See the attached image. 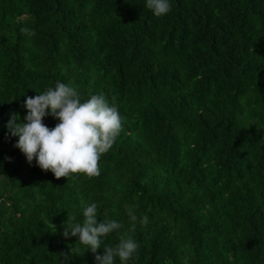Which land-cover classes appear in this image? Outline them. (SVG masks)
Listing matches in <instances>:
<instances>
[{"label":"trees","instance_id":"1","mask_svg":"<svg viewBox=\"0 0 264 264\" xmlns=\"http://www.w3.org/2000/svg\"><path fill=\"white\" fill-rule=\"evenodd\" d=\"M169 3L0 0V264H96L121 236L139 245L126 264H264V0ZM58 81L115 101L99 176L56 179L7 135ZM82 200L123 224L96 254L62 235Z\"/></svg>","mask_w":264,"mask_h":264},{"label":"clouds","instance_id":"2","mask_svg":"<svg viewBox=\"0 0 264 264\" xmlns=\"http://www.w3.org/2000/svg\"><path fill=\"white\" fill-rule=\"evenodd\" d=\"M146 7L157 17L171 11L169 0H146ZM27 36H34L35 30L22 28ZM22 107L27 115L21 120L18 113H10L6 124L7 135L18 137L14 147L26 156L29 165L33 159L42 170H50L56 179L82 173L88 177L100 175L101 155L108 152L121 132V115L115 101H109L102 95H92L81 102L78 91L61 82L54 88H48L35 97H26ZM52 116L59 123L49 129L43 119ZM10 159L11 158H7ZM83 220L67 216L62 235L64 238L78 237L77 242L86 246L93 254L102 247L103 238L114 230L123 228L116 220H99L96 203L81 201ZM131 221L137 220L129 209ZM142 225L149 223L145 215ZM135 223H133V228ZM138 243L131 237L121 236L115 246H103V255L96 254V264H114L119 257L121 264L126 262L138 250Z\"/></svg>","mask_w":264,"mask_h":264}]
</instances>
